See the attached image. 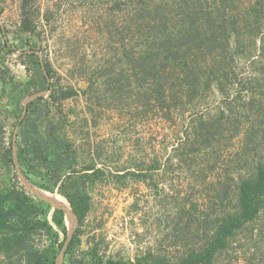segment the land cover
<instances>
[{
    "label": "rangeland",
    "instance_id": "rangeland-1",
    "mask_svg": "<svg viewBox=\"0 0 264 264\" xmlns=\"http://www.w3.org/2000/svg\"><path fill=\"white\" fill-rule=\"evenodd\" d=\"M21 1L0 0V70L32 85H21L18 93L10 83L2 91L0 81V121L7 140H13L24 99L45 92L28 103L17 131L20 168L35 182L53 186L52 193L63 191L60 195L69 204L82 194L90 196V210L75 227L79 232L75 253L62 264H98L92 253L96 247L106 258L135 260L146 251L176 256L183 251L179 246L199 242L202 211L215 216L232 209L239 177L264 161V15L256 37L244 32L238 40L232 36L227 42L220 30L211 27L200 43L178 49L176 60L171 59L180 74L174 80L175 107L162 117L158 108L146 115L136 105L135 92L120 108L103 107L104 73L121 67L122 49L116 51L91 24L108 13L111 1L63 0L57 11L52 0H39L42 10L50 6L53 14L50 23L34 35L19 29ZM213 1L203 0L204 6H213ZM250 1L254 2H238L241 23ZM218 56L225 57L223 65L229 71L222 77L223 90L214 80L222 72L215 68ZM42 63L50 64V78L45 77ZM83 66L94 71L99 88L91 102L94 112L83 95L88 85L79 74ZM183 70L188 82L199 79V87L185 88ZM67 88L76 94L64 100L50 97L53 91ZM127 92L123 90L122 97ZM186 128L199 132L200 138L190 147V156L181 161L173 156L174 147ZM93 160L99 167L106 164V174L97 179L83 170ZM128 170L151 171L147 178L116 176ZM15 175L22 184L15 165H1L0 188L11 187ZM258 230L262 236L251 235ZM255 246L264 259L261 219L236 236L217 264H248ZM0 264L6 262L0 259Z\"/></svg>",
    "mask_w": 264,
    "mask_h": 264
},
{
    "label": "trees",
    "instance_id": "trees-1",
    "mask_svg": "<svg viewBox=\"0 0 264 264\" xmlns=\"http://www.w3.org/2000/svg\"><path fill=\"white\" fill-rule=\"evenodd\" d=\"M52 1L54 9L59 11L63 0ZM108 1H111L108 13L101 14V20L92 23L91 28L93 26L98 35L104 36L107 42L115 46L116 51L119 52L122 49V56L120 55L121 67L119 69L104 73L106 88L102 94L105 96L103 107L120 108L121 103L124 104L125 99H131L135 92L138 96L136 105L142 107L146 115L153 108H158L162 117H168L175 107L172 105L176 97L174 80L180 77L176 70L177 66L172 62L176 60L178 54L176 51L183 45L191 49L192 45L200 43L201 36L205 35L211 27H214L211 28L213 30H220L227 42L232 36L238 40L244 32L249 33L252 38L256 37L261 30V17L264 15V9L259 8L260 5H264V0L250 1L245 6L247 9L242 19L244 23L238 20L240 12L237 10L238 2L243 0H214L213 6L210 7L204 6L203 0ZM20 8V31L34 35L39 27L44 28V24L50 23L53 10L47 6L43 11L39 0H22ZM250 15L253 17L252 21ZM4 36L6 37L5 32ZM6 44L8 51H11L7 40ZM218 57L219 59L214 58V63L217 65L214 67L222 72L216 74L214 80L223 90L222 77H227L229 71L223 65L225 57ZM170 64H173V67L168 70L167 67ZM42 65L45 77L50 78V64L42 63ZM79 74L87 78L88 85L83 90V95L90 111L94 112L95 109L91 102H93L94 93L99 90L96 86L94 71L90 72L87 67L83 66ZM183 74L186 89L199 87V79L188 82L189 75L185 74L184 70ZM0 81L2 91L7 89L8 83L12 84L18 93L20 90L17 89H21V85L25 88L32 85L31 82L23 83L14 80L5 69L0 70ZM112 84L116 86V89L114 86L110 90ZM208 85L209 81L206 80V87ZM123 90L128 91L127 96L122 97ZM12 91H10L11 95L15 97ZM75 94L76 91L73 88H67L58 93L53 91L50 97L64 100ZM185 95L184 93L182 97ZM184 135L181 142L174 147L173 154L181 161L187 155L190 156V147L194 148L195 142L200 138L199 132L193 133L190 128L184 130ZM18 156L19 164L22 165L19 153ZM1 165L13 167L14 161L13 140H7L5 124L0 121ZM103 165L99 167L98 163L93 160L86 164L83 170L93 179H97L106 174V164ZM128 171L125 174L118 173L116 176L135 175L138 178H147L151 170ZM23 173L39 187L50 192L55 191L51 185L35 182L24 168ZM59 193L64 195L63 191ZM235 196L236 204L232 209H223L215 216L206 213L205 210L202 211L205 214L199 218V221L202 219L200 222L203 228L201 229L203 238L191 246H179L183 251L176 256L146 251L138 255L135 260H123L113 257L106 258L99 253L97 247L93 248L92 253L98 264H217L219 256L232 246L238 234L259 219L263 220L264 224V161L259 162L252 172L239 177ZM70 205L81 225L90 210V196L82 194L77 199L71 200ZM199 230L200 228L197 229ZM67 234L64 211L53 209L49 203L31 194L20 184L17 176L11 187L0 188V259L2 262L6 264H56ZM251 235L258 238L263 233L258 230L256 234L252 231ZM78 242L79 232L76 229L63 261L67 256L73 257ZM258 251L255 246L247 260L248 264H264V259L258 256Z\"/></svg>",
    "mask_w": 264,
    "mask_h": 264
},
{
    "label": "water",
    "instance_id": "water-1",
    "mask_svg": "<svg viewBox=\"0 0 264 264\" xmlns=\"http://www.w3.org/2000/svg\"><path fill=\"white\" fill-rule=\"evenodd\" d=\"M45 92L43 91H40V92H37V93H34V94H31L29 96H27L24 101H23V104H24V109H23V112H22V115L16 125V128L14 130V134H13V161H14V165L16 167V170H17V173H18V177H19V180L21 181L22 185L26 188V190H28L31 194L35 195L36 197H38L39 199L49 203L53 209H61L64 211L65 213V220H66V215H67V209L58 204L57 202L45 197V196H42L40 195L36 190H35V187L36 188H40V189H43L41 187H39L38 185L34 184L24 173L23 171L21 170L20 168V164H19V161H18V156H17V142H16V137H17V131H18V128H19V125L21 123V121L23 120L24 116L26 115V112H27V105L28 103L37 98V97H40L42 95H44ZM45 190V189H43ZM70 215H71V218H72V225L69 227L68 224H67V229H68V234H67V239L65 241V244L61 250V252L59 253L57 259H56V264H62L63 263V259H64V256H65V252H66V249L69 245V242L72 238V235L75 231V227L78 223V218L76 216V214L74 213L73 209H72V206H71V209H70ZM67 223V222H66Z\"/></svg>",
    "mask_w": 264,
    "mask_h": 264
},
{
    "label": "bare ground",
    "instance_id": "bare-ground-1",
    "mask_svg": "<svg viewBox=\"0 0 264 264\" xmlns=\"http://www.w3.org/2000/svg\"><path fill=\"white\" fill-rule=\"evenodd\" d=\"M36 191L40 195L45 196V197L57 202L58 204L64 206L67 209L66 222H67L68 226L70 227L72 225V218L70 215L71 206L67 202V200L63 196H61L60 194H57V193H52V192H48L45 190H36Z\"/></svg>",
    "mask_w": 264,
    "mask_h": 264
}]
</instances>
